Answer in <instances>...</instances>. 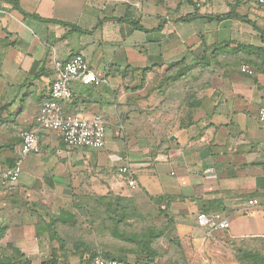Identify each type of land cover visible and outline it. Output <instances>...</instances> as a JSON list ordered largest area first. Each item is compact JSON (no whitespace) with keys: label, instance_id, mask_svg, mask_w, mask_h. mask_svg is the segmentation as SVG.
Masks as SVG:
<instances>
[{"label":"crops","instance_id":"0c3cea01","mask_svg":"<svg viewBox=\"0 0 264 264\" xmlns=\"http://www.w3.org/2000/svg\"><path fill=\"white\" fill-rule=\"evenodd\" d=\"M234 45L264 48V9L253 0H0V145L14 147L0 153V262L63 258L65 227L80 220L76 203L109 194L135 199L144 215L172 226L188 264H253L251 254L264 255V75L216 65L220 50ZM77 54L103 82H73L64 109L102 116L106 145L70 148L42 132L40 153L26 158L17 184L3 188L20 133L37 127L56 63ZM181 61L210 63L212 73L168 89L173 101L157 106L156 87ZM140 76L145 83L136 90ZM192 93L200 105L190 109L184 101ZM125 166L135 189L120 173ZM202 213L234 221L209 231L198 225Z\"/></svg>","mask_w":264,"mask_h":264},{"label":"trees","instance_id":"16d2710c","mask_svg":"<svg viewBox=\"0 0 264 264\" xmlns=\"http://www.w3.org/2000/svg\"><path fill=\"white\" fill-rule=\"evenodd\" d=\"M220 51L224 58L216 60V65L236 70L248 66L253 70L254 77L257 74L264 75V48L234 45ZM182 64L184 66L185 61L172 65L169 69H176ZM194 67L207 73L212 71H209L210 63H197ZM184 68L188 70V67ZM179 79H183V76H169L163 93L168 91L170 84H175ZM184 103L190 109L197 108L200 105L198 94H188ZM7 148L14 150L12 145H0V153ZM15 156L17 157V154ZM76 204L80 220L73 219L74 221L65 227L66 239L60 241V249L65 256L54 257L50 264H68V254L77 255L80 264H96L98 258L111 259L129 255L134 256L137 264H188L181 242L173 236L171 226H161L162 231L156 232L152 229L155 226L150 225L147 218L146 223L150 226L140 230L135 227L131 216L137 218L140 211L143 212L135 199L112 194L101 198L85 196ZM165 244L168 245L167 248ZM249 258L253 264H264V259L260 260L264 255L258 251ZM245 259L242 258V261ZM0 264H15V259L7 257L1 260Z\"/></svg>","mask_w":264,"mask_h":264},{"label":"built area","instance_id":"2783aa9c","mask_svg":"<svg viewBox=\"0 0 264 264\" xmlns=\"http://www.w3.org/2000/svg\"><path fill=\"white\" fill-rule=\"evenodd\" d=\"M253 2L264 9V0H253ZM57 77L52 82L49 99L46 100L37 116V127L23 130L20 133L21 144L17 150V157L13 166L5 171L1 178V186L9 188L17 184L23 174V164L26 158L32 154L40 153V139L42 132H54L59 134L65 144L70 148H85L99 150L106 145L107 122L102 116H94L85 119L77 115L66 113L64 105L72 100V84L80 80L85 85L99 86L103 80L91 69L89 61L82 54L74 55L67 62L56 63ZM243 72L253 74V71L244 66ZM261 129L264 132V106L258 113ZM264 157V145L262 147ZM264 161V160H263ZM121 174L127 175L128 186L137 188V183L132 177L128 166L120 170ZM257 200L249 201L250 206L258 205ZM198 225L208 228L209 231L220 229L226 230L229 221L219 215L210 216L206 213L198 215ZM96 264H137L134 257L98 258Z\"/></svg>","mask_w":264,"mask_h":264},{"label":"rangeland","instance_id":"374dc122","mask_svg":"<svg viewBox=\"0 0 264 264\" xmlns=\"http://www.w3.org/2000/svg\"><path fill=\"white\" fill-rule=\"evenodd\" d=\"M184 67H188V70H185V68ZM243 69V68H242ZM251 69V68H250ZM253 71V70H252ZM245 73V72H244ZM166 77L162 80V82L160 83L161 85L159 86V87H156V95H154V97L155 96H158V97H155L153 100H154V103H156L157 104V106H161V107H164V108H166V106H168L167 104L169 103V102H172L173 100H169V97L170 96H168L166 93H163V91H164V85L166 84V83H168L167 82V79H168V77L169 76H171V77H173V76H175V75H182L183 76V79H179V81L178 82H176L175 84H170V90H172V89H174L175 88V86H177V87H179V88H182V89H185L184 87L185 86H189V84H190V77L191 76H194V75H196L198 78L200 77V76H202V75H205V76H208L209 75V73H207L206 71H203V70H201V69H196L193 65H188L186 62H185V64H184V66H183V64L182 65H180L179 67H177L176 69H168V70H166V72H165V74H164ZM258 75V74H257ZM139 79V80H138ZM137 79V82H135V84L137 85L136 86V90H139L140 89V87L145 83V79H146V77L144 76V77H142V76H140V78H138ZM136 96H135V102L136 101H139V103H141V102H143L142 101V99H144V97L143 96H141L140 94H135ZM145 99H147L148 100V97H145ZM161 99V103H160V100ZM177 102H179L180 101V99H181V97L180 96H175V98H174ZM169 100V101H168ZM176 102V104L175 103H173V109L174 108H177L178 107V104L179 103H177ZM156 106V107H157ZM170 108V107H169ZM169 110H172V108H170ZM174 110H176V109H174ZM143 110H142V108H140V111H139V113H140V120L141 121H143L142 119H144V116H143ZM137 115H139L138 113H136ZM138 205V204H137ZM145 215H144V213L142 212L141 213V211H140V213H139V216L136 218V217H132L131 216V220L133 221V224L135 225V227L138 229V230H140V229H143L142 227H146L147 225H154L155 226V228H152V229H155L156 230V232H159V231H162V230H160L162 227L161 226H163V225H160L159 226V224H158V222H156V217L155 216H153L152 214L150 215V214H148V216L149 217H144ZM147 218H149V224L148 223H146V220H147ZM234 218L232 217V216H230L229 218H228V220H229V222H233L234 220H233ZM149 225V226H150ZM148 226V227H149ZM161 227V228H160ZM167 227H170V226H167ZM233 227V226H232ZM170 228H172V232H173V227L171 226ZM163 233V232H162ZM165 233V232H164ZM166 245V244H165ZM115 253H117V252H115ZM129 257H134L133 255H129ZM156 258V257H155ZM157 259V258H156ZM217 261V260H216ZM155 262V261H154ZM219 262V261H218Z\"/></svg>","mask_w":264,"mask_h":264}]
</instances>
